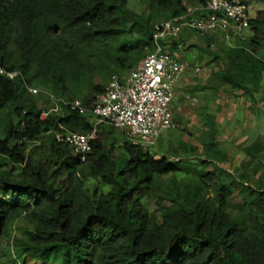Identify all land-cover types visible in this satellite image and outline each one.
Returning <instances> with one entry per match:
<instances>
[{"label":"trees","instance_id":"trees-1","mask_svg":"<svg viewBox=\"0 0 264 264\" xmlns=\"http://www.w3.org/2000/svg\"><path fill=\"white\" fill-rule=\"evenodd\" d=\"M128 2L0 0V69L17 72L12 79L0 74L1 256L9 254L6 242L13 264H264V184L250 181L264 156L262 141L242 147L247 160L239 174L222 168L227 153L203 105L202 155L182 142L172 154L193 159L155 160L150 146L132 144L109 124L95 125L92 114L63 104L53 111L46 94L28 91L94 105L111 75L123 78L144 57L155 23L202 0H139L140 12ZM248 29L247 39L215 34L234 38L216 75L253 100L264 74V10L250 16ZM177 40L162 41L172 56L182 44ZM211 43L209 37L203 50L219 59ZM94 129L84 162L57 138ZM162 188L169 196L164 205ZM17 220L27 226L10 237Z\"/></svg>","mask_w":264,"mask_h":264},{"label":"built area","instance_id":"built-area-1","mask_svg":"<svg viewBox=\"0 0 264 264\" xmlns=\"http://www.w3.org/2000/svg\"><path fill=\"white\" fill-rule=\"evenodd\" d=\"M249 18V6L243 0H202L199 5L188 6L183 14L155 23L144 57L123 78L111 75L97 102L88 108L79 98H55L38 88L27 89L33 94H46L55 106L53 111L63 104L79 114H92L95 125L109 124L132 144L153 146L163 130L174 127L171 104L185 68L177 57L165 51L162 41L177 38L184 29L199 34L232 31L242 36ZM0 74L12 79L17 72L0 69ZM95 133L94 129L90 134L65 133L57 138L68 143L73 155L84 162Z\"/></svg>","mask_w":264,"mask_h":264},{"label":"rangeland","instance_id":"rangeland-1","mask_svg":"<svg viewBox=\"0 0 264 264\" xmlns=\"http://www.w3.org/2000/svg\"><path fill=\"white\" fill-rule=\"evenodd\" d=\"M128 6L135 12L142 10L139 0H129ZM257 10H264V3H251L249 5L250 16L253 17ZM215 34L194 33L186 36L185 33H182L178 36L177 41L182 42V44L179 45V50L172 53L174 57L181 59L185 68L171 104L174 127L163 130L160 141L150 146L149 149L156 153L155 160H160L163 156L168 157L169 160L193 159L195 155L201 156L204 152L202 142L205 140V135L199 119V112L204 105L214 115L215 125L219 132L218 141L227 153V160L218 164L236 175L243 170L242 164L247 160L242 147L257 139L264 143V77L255 92L256 100L254 98V101L249 100L241 91L231 89L220 82L216 74L225 66L222 51L226 47L234 45V38ZM241 35L247 39L251 32L245 28ZM209 37L212 39L210 49L217 52L219 59L214 60L203 50V46ZM125 74L122 73V75ZM191 98H195L196 101H192ZM182 142H188L195 146L196 154L187 155L178 151L173 155L171 148H178ZM262 164L264 165V156L258 168L259 174L256 172V176L253 174L250 176L251 183L261 178L264 184ZM249 171L251 172L252 169ZM182 175L178 174L177 178H181ZM92 184L93 180L86 182L88 187ZM159 195L163 200V205L168 203L169 196L166 189L162 188ZM147 207L150 212L154 211L156 205L152 199L147 201ZM21 226L27 225L22 220H17L11 227L10 237L19 235L18 230ZM4 245L8 248L9 254L1 256L0 253V264H13L12 258L15 255L11 243L7 245L4 242ZM17 262L19 263L20 260ZM44 264H53V261H46Z\"/></svg>","mask_w":264,"mask_h":264},{"label":"crops","instance_id":"crops-1","mask_svg":"<svg viewBox=\"0 0 264 264\" xmlns=\"http://www.w3.org/2000/svg\"><path fill=\"white\" fill-rule=\"evenodd\" d=\"M263 77H264V75H263ZM253 98H255V93H254V97ZM250 100V99H249ZM255 100H256V98H255ZM251 101H254V99L253 100H251ZM251 103V102H250ZM252 104V103H251ZM247 106V105H246Z\"/></svg>","mask_w":264,"mask_h":264}]
</instances>
